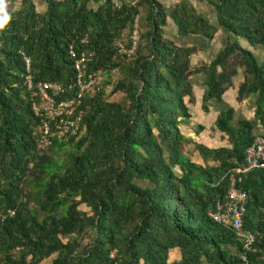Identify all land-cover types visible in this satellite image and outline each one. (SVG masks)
<instances>
[{
    "label": "trees",
    "instance_id": "1",
    "mask_svg": "<svg viewBox=\"0 0 264 264\" xmlns=\"http://www.w3.org/2000/svg\"><path fill=\"white\" fill-rule=\"evenodd\" d=\"M41 1L44 10L20 0L19 9L0 16V264H42L52 254L51 264H264V167L235 172L246 165L255 137H264L255 131L264 127V58L239 41L264 53V0H206L217 26L191 0L168 8L159 0ZM143 11L146 27L129 53L127 33ZM168 17L181 35L210 40L220 27L226 42L193 67L197 46L165 37ZM70 50L85 55L86 74L117 69L110 94L121 98L108 100L110 80L103 78L82 98V136L55 137L41 150L39 128L57 119L34 112V86L60 84L61 91L50 92L56 102L74 97ZM239 69L237 99L255 95L253 118L235 120L229 106L214 121L228 146L194 142L180 129L191 117L185 98L195 101L191 76L203 74L207 111ZM191 143L204 164L190 158ZM62 149L68 153L59 163L52 153ZM230 174L247 193L242 230L254 238L249 249L233 226L207 214L224 197ZM89 230L92 238L79 249ZM174 247L181 258L169 261Z\"/></svg>",
    "mask_w": 264,
    "mask_h": 264
},
{
    "label": "built area",
    "instance_id": "2",
    "mask_svg": "<svg viewBox=\"0 0 264 264\" xmlns=\"http://www.w3.org/2000/svg\"><path fill=\"white\" fill-rule=\"evenodd\" d=\"M141 24L139 15L135 16L131 22L128 40L130 48L129 53L135 51L140 40ZM121 46V44H120ZM71 56L75 59L74 68L76 70L75 86L77 93L69 100L56 102L50 92L56 94L61 91V85L58 83L38 82L35 84L33 92L36 97L33 100L32 108L34 112L44 118L57 122L54 124L45 121L39 128L38 148L43 150L52 144L55 137L68 139L74 136L79 139L85 131L82 125V109L80 107L82 98L88 92L96 89L104 78L101 70L86 74L84 70L85 55L77 56L76 52L70 50ZM24 61L27 71L30 68V58L24 55ZM28 88H33L31 76H26ZM255 167H264V137L257 135L253 143L246 150V165L237 168L235 172H246ZM235 174V173H234ZM230 174L229 185L224 197L215 203L207 214L215 222L231 225L236 229L238 238L242 241L243 247L249 249L254 238L248 232L242 230V216L245 210L247 199L246 191L238 185L241 178ZM243 258H245L243 256Z\"/></svg>",
    "mask_w": 264,
    "mask_h": 264
},
{
    "label": "crops",
    "instance_id": "3",
    "mask_svg": "<svg viewBox=\"0 0 264 264\" xmlns=\"http://www.w3.org/2000/svg\"><path fill=\"white\" fill-rule=\"evenodd\" d=\"M33 1L36 3L35 0ZM115 1H118V0H115ZM131 1H137V0H131ZM159 1L165 7L168 8V7L175 5L181 0H159ZM191 1L194 4V6L197 8L198 5L194 2V0H191ZM44 6L45 5L41 1V10H44L45 8ZM20 7H21L20 0H0V16L11 13L15 9L16 10L19 9ZM214 19H215V15H214ZM139 21H140L141 27L145 28L146 21H145L144 11L139 14ZM167 22H168L167 26L164 27L165 37L171 39L177 45H181V46L196 45L197 46L196 52L193 53L190 57V62L193 67L199 66L203 62H209L211 59H213L216 53L219 51V49L223 47L226 42L227 33L220 27H218L214 38L209 40L201 35H195V34L194 35H181L178 33L177 26L175 25L171 17H168ZM211 23L217 26L216 22H211ZM239 41L242 46L252 50L255 53L254 47L250 46L246 40L239 38ZM220 43L222 44V46L220 45ZM263 58H264V54L262 56V59ZM243 78H244L243 74L238 71L237 75L233 77V85L230 86L224 92L222 101L217 102L215 99H211L210 101H208V110L205 111L202 108V96L206 89V86L204 85V82H203V74L196 73L192 75L190 79H191L192 86H193V94L195 97V101L190 103L188 102V98H185V102L187 103L189 112L191 114V117L189 118L187 125H195L194 128H196L198 125H202L203 129L198 132L197 136H194L189 133L185 135L186 136L188 135V137H191L193 141H196L198 143H203L211 148H217L220 146H228L227 136L224 133L217 130V128L215 127L214 121L219 111L229 106L234 108L235 118L239 117L237 120L241 118H247V119L253 118L255 95L251 94L242 100L237 99V88H238V85L243 81ZM246 101H248L247 104L251 106L249 111L246 110ZM192 107H194V111L192 110ZM183 126H186V123ZM263 133L264 132H261L259 134H263ZM217 137L222 138L221 140L222 142L221 141L219 142V140H217ZM193 161L199 164H204V161L198 151L194 153ZM180 258H181L180 249L178 247L171 248L169 251V259L171 261H176V260H179Z\"/></svg>",
    "mask_w": 264,
    "mask_h": 264
},
{
    "label": "rangeland",
    "instance_id": "4",
    "mask_svg": "<svg viewBox=\"0 0 264 264\" xmlns=\"http://www.w3.org/2000/svg\"><path fill=\"white\" fill-rule=\"evenodd\" d=\"M35 1H36L37 8L41 10V0H35ZM194 2L198 5L197 9L200 12L206 14L207 17L209 18V20H211V22H216L215 19H214V15H215L214 14V10L207 3L206 0H194ZM127 35H128V33H127ZM220 45L222 46L221 43H220ZM254 50H255V54L257 55L259 60L262 61L261 59H262V56L264 54L262 52V49L260 47H257V48H254ZM239 72L243 74V70L242 69H239ZM119 77H120V73H119V71H117V69H114L112 71H109L107 74H104V80H105V78L106 79L108 78L110 80V84L105 86V93L107 95L108 100H118V99L121 98V94L120 93L110 94L112 86L114 85L116 80L119 79ZM247 103H248V101H246V110L249 111L251 106L249 104H247ZM192 110L194 111V107H192ZM238 118H235V119L237 120ZM183 125H185V124H181L180 129H181V131H183L184 134H188L189 133V134H192L194 136H197L198 132L196 131L197 127L194 128L195 125H187V123H186V126H183ZM255 131L259 132V133L264 132V127H262L259 124ZM217 140H219V142H220L222 140V138L217 137ZM194 142H196V141H194ZM70 147H71V145H69L67 148H70ZM185 149L186 150L188 149V151H189L188 153H189L190 158L192 160H194V153L197 151L195 149V147H194V144L191 143V144L186 145ZM67 151H68L67 149H62V150L57 151V153H52V156L54 157V160H56V161H58L60 163V162H62V161H64L66 159L67 153H68ZM210 163H212V162L210 161ZM177 171H178V169H177ZM141 183L144 185L147 182L145 181V182H141ZM79 208L82 209V210L89 211V208L85 204H81L79 206ZM92 236H93V231L92 230H89L87 234L79 236V239H80V242H81V247L79 249H81L82 246H84L86 243H88L89 240L92 238ZM66 239L67 238H64L63 241H66ZM55 256H56V254H52L50 257L44 259L42 261V264H51V261H52V259ZM169 261H171V260L169 259Z\"/></svg>",
    "mask_w": 264,
    "mask_h": 264
}]
</instances>
